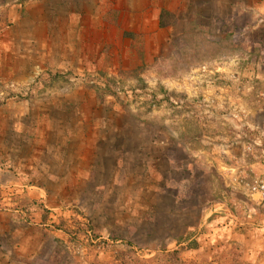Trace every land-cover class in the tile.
<instances>
[{
  "label": "rangeland",
  "instance_id": "1",
  "mask_svg": "<svg viewBox=\"0 0 264 264\" xmlns=\"http://www.w3.org/2000/svg\"><path fill=\"white\" fill-rule=\"evenodd\" d=\"M260 181L264 0H0V264H264Z\"/></svg>",
  "mask_w": 264,
  "mask_h": 264
},
{
  "label": "built area",
  "instance_id": "2",
  "mask_svg": "<svg viewBox=\"0 0 264 264\" xmlns=\"http://www.w3.org/2000/svg\"><path fill=\"white\" fill-rule=\"evenodd\" d=\"M253 190L260 195V198L262 200H264V181L257 182V184L253 187ZM73 217L77 218V223L83 220L81 215H79L78 213L73 214ZM72 229L76 231L75 232L71 230L74 236H81L80 234L82 233V231L79 228L73 226ZM83 231L85 232V236L83 237V239H85L86 242H90L94 244V243H102L104 241H107V238L103 236H97L96 234H94L93 230L90 227L86 228L85 230L83 229Z\"/></svg>",
  "mask_w": 264,
  "mask_h": 264
},
{
  "label": "crops",
  "instance_id": "3",
  "mask_svg": "<svg viewBox=\"0 0 264 264\" xmlns=\"http://www.w3.org/2000/svg\"><path fill=\"white\" fill-rule=\"evenodd\" d=\"M32 210H34V213H33V216H34V219H32V218H30V219H32V221L34 220L35 222H31L30 224H38L39 222H41L42 221V210L41 209H38V208H36V207H34V208H32ZM44 237H42V238H40L39 240H38V242H37V246H36V248H35V251L37 252L38 250H40L41 248H42V245H43V239L45 238L46 240H51V242L54 244V246H58V244H61L60 243V240L58 239V237L57 236H54V235H52L51 234V236H50V234L48 235L47 234V236H45V235H43ZM63 252V251H62ZM65 253H67V252H65Z\"/></svg>",
  "mask_w": 264,
  "mask_h": 264
},
{
  "label": "trees",
  "instance_id": "4",
  "mask_svg": "<svg viewBox=\"0 0 264 264\" xmlns=\"http://www.w3.org/2000/svg\"><path fill=\"white\" fill-rule=\"evenodd\" d=\"M163 25V24H162Z\"/></svg>",
  "mask_w": 264,
  "mask_h": 264
}]
</instances>
